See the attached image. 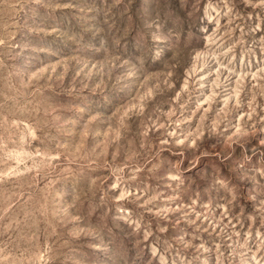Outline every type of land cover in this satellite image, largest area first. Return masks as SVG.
Segmentation results:
<instances>
[{
	"label": "rangeland",
	"instance_id": "obj_1",
	"mask_svg": "<svg viewBox=\"0 0 264 264\" xmlns=\"http://www.w3.org/2000/svg\"><path fill=\"white\" fill-rule=\"evenodd\" d=\"M180 105L203 171L135 208L118 177ZM0 264H264V0H0Z\"/></svg>",
	"mask_w": 264,
	"mask_h": 264
},
{
	"label": "clouds",
	"instance_id": "obj_2",
	"mask_svg": "<svg viewBox=\"0 0 264 264\" xmlns=\"http://www.w3.org/2000/svg\"><path fill=\"white\" fill-rule=\"evenodd\" d=\"M211 74V73H210ZM161 103V101H157ZM189 111V115H185V112ZM156 120H152V115H148L146 122L151 124V127H147V123H143L144 131L141 133L144 137V141L141 142V150L143 152L142 163L125 164L124 168H128L130 175L125 180L124 176L118 177L120 183L118 187H122V191L126 193L123 197L129 204L134 205L135 208H143L146 212H151L153 208H158L156 204L157 200H172L174 197L167 196L162 191H158L162 186L167 184L168 181H176L177 188L183 185L184 180L189 176H197L199 172L203 171L201 168H197L193 165L191 169L187 171L184 179H181L180 164L187 161L189 165H192V157L200 154L201 150L208 148L211 151V141L203 139V124H197L193 127L194 112H191L185 105H180V114L177 115L176 110L169 109L167 112L161 111L160 108L155 110ZM166 117L165 124L171 126L173 124H184L187 127L181 131L180 135H176L175 132L169 134L167 127L159 123L161 117ZM176 117L173 121L171 118ZM203 117H201V121ZM164 128V132L160 133V136H156V132H159L161 128ZM152 131L153 136L148 137V132ZM169 135L171 138H169ZM209 135H211V128H209ZM156 140L158 143L153 144ZM139 155V153H137ZM151 165V167H149ZM159 168L160 171H156ZM198 170V171H194ZM124 169L121 168L120 172L123 173ZM143 174V181L140 177ZM149 174L152 176V181L155 187H150L148 184ZM167 177V180L165 179ZM135 182V183H133ZM141 183L143 187H141ZM170 188L171 185L168 184ZM183 189H181L182 191ZM176 189H173L175 192ZM117 202L121 201V197L118 194L115 197ZM116 211L118 213H124L119 219L125 223L132 221L133 212L127 211L123 206L118 205ZM155 215H161L160 211H157Z\"/></svg>",
	"mask_w": 264,
	"mask_h": 264
}]
</instances>
